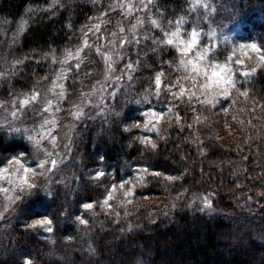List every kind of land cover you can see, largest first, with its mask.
<instances>
[{
	"label": "trees",
	"instance_id": "16d2710c",
	"mask_svg": "<svg viewBox=\"0 0 264 264\" xmlns=\"http://www.w3.org/2000/svg\"><path fill=\"white\" fill-rule=\"evenodd\" d=\"M235 1L244 40L254 41L264 57V0ZM112 4L108 0H0V19L15 22L25 17L27 21L19 46L30 61L11 88L23 89L38 78L39 66L31 62L35 54L61 52L77 40L81 43L84 27L99 22L107 33L123 30L121 39L130 41L124 53L137 64L126 88L136 96L152 89L156 73L169 72L166 63L174 52L159 42L153 44L145 28L139 30L142 22L133 27L144 14L143 5L140 13L124 19L118 14L113 17ZM153 4L176 11L184 3L153 0ZM97 15L101 18L96 20ZM113 22L122 25L119 32ZM99 69L92 55L68 84L72 93L95 82ZM238 87L248 94V103L240 99V104L263 110L261 121L256 110L251 113L254 129L247 131L249 138L240 139L238 147L226 149L208 137L211 130L206 124L186 125L185 118L191 114L187 110L179 116L184 124L170 127L168 138L154 145L139 140L136 131L126 130L124 121L126 114H133L132 107L125 114L116 107L106 127L97 125V120L78 126L79 142L71 145L66 186L33 195L18 214L25 219L47 218L51 231L19 229L18 219L10 241L1 243L0 264H264V60ZM7 90L8 86L2 89ZM133 118L139 122L142 117L136 113ZM193 132L204 140L203 154L195 149L199 143L189 140ZM28 149L22 139L0 132V161ZM86 167H104L116 182L147 172L125 217L95 206L106 192L83 171ZM136 197L148 202L138 203ZM155 197L162 202L152 205L149 200ZM88 205H94L90 213Z\"/></svg>",
	"mask_w": 264,
	"mask_h": 264
},
{
	"label": "rangeland",
	"instance_id": "374dc122",
	"mask_svg": "<svg viewBox=\"0 0 264 264\" xmlns=\"http://www.w3.org/2000/svg\"><path fill=\"white\" fill-rule=\"evenodd\" d=\"M108 1L113 3V17L118 14L124 19L140 13L143 5L144 14L133 27L142 22L139 30L145 28L153 44L159 42L157 45L170 47L174 52L173 58L166 63L169 72L156 73L152 89L147 88L137 96L126 88L137 61H131L124 53L130 41L121 39L125 38L124 33L121 35L122 25L116 22H113L116 31L122 32L107 33L99 22H93L84 27L81 43L77 40L61 52L35 54L31 62L39 66L38 78L28 87L13 90L11 84L30 61L20 53L19 46L27 21L25 17L15 22L0 19V132L9 138L22 139L29 148L26 153L8 154L0 161V247L4 240L10 241L8 236L18 219L19 229L51 231L50 223H44L49 221L47 218L25 219L18 214L33 195L66 186L71 173L67 165L72 154L71 145L74 140L79 142L75 132L87 121L97 120V125L106 127L116 107L120 106L124 114L132 107L133 114H126L124 121L126 130L136 131L139 140L154 145L168 138L166 131L170 127L184 124L179 116L182 110H187L191 114L184 120L186 125L210 126L208 137L227 149L238 147L240 139L249 138L247 131L254 129L253 111H257L259 120L263 116L261 106L253 110V107L245 108L240 104V99L248 103V94L239 89V84L247 81L263 60L257 44L244 40L235 0H202V6H197L194 0H183V8L176 11L155 6L153 0ZM178 21H181L180 40H190L193 31L198 33V42L187 55L183 54L185 49L179 41L173 45L165 43L168 35L176 31ZM252 45L259 51H253ZM92 55L100 64L94 75L97 80L82 86L74 95L68 84L78 72L80 74L82 64ZM201 55L203 59H198ZM212 65L218 66L217 71L219 67L227 69L221 76H230L234 86L229 87L220 77H213ZM5 86H8L6 93L2 91ZM136 113L142 117L139 122L133 118ZM189 140L198 142L195 149L203 154L204 148L200 146L203 138L193 132ZM42 161L45 163L40 167ZM52 161L56 162L54 166ZM95 167L83 170L91 179L98 180L106 192L94 205L118 218L125 217L133 208L130 202L134 190L143 184L147 172L141 170L132 179L116 182L108 169ZM25 168L29 171L25 172ZM136 201L148 202L137 197ZM149 202L156 205L162 200L155 197ZM94 205L86 206L87 211Z\"/></svg>",
	"mask_w": 264,
	"mask_h": 264
},
{
	"label": "snow or ice",
	"instance_id": "6c2138e0",
	"mask_svg": "<svg viewBox=\"0 0 264 264\" xmlns=\"http://www.w3.org/2000/svg\"><path fill=\"white\" fill-rule=\"evenodd\" d=\"M194 2L197 4V6H202V0H194ZM153 23L155 24L156 22L153 21ZM180 23H181V21L177 22L176 31H172L170 33V35H168V38L165 41V43L168 44V45H173L174 43L179 41V44L185 49V52L183 54L187 55V52L191 51L192 48L197 44V42H198V39H197L198 33L193 31L192 34H191V39L190 40H180L179 39V25H180ZM251 48H252L253 51H259V49H257L255 45H252ZM207 51L208 50L206 49L205 50V54H207ZM108 59H110V58H108ZM198 59H203V55L198 57ZM261 59L264 60V57H261ZM189 63H192V62L189 61ZM110 67H111V65H109V68ZM211 67L213 68V71H212V76L213 77H220L222 82L227 84L229 87L234 86L232 84V82H231V77L230 76H221V73H226L227 69H225L223 67H219V70L217 71L216 69L218 68V66L212 65ZM156 84H157V87L159 88V86H160L159 77H157V79H156ZM244 94L246 95V93H244ZM181 95H183V92H181ZM34 98L35 97H33V99ZM27 102L28 101H23L22 103H27ZM44 163L45 162L42 161L41 164H40V167H43ZM55 163H56L55 161H52L53 166L55 165ZM24 171L27 172V171H29V169L25 168ZM206 206H209V205H207V203H206ZM87 207H91V205H88ZM44 223H50V221H45ZM81 223H84V221L82 220Z\"/></svg>",
	"mask_w": 264,
	"mask_h": 264
}]
</instances>
